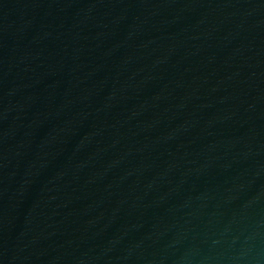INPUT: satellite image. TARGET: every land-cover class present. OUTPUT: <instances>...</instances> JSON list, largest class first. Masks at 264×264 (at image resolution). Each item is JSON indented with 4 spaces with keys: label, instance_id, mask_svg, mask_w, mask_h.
Returning <instances> with one entry per match:
<instances>
[{
    "label": "water",
    "instance_id": "obj_1",
    "mask_svg": "<svg viewBox=\"0 0 264 264\" xmlns=\"http://www.w3.org/2000/svg\"><path fill=\"white\" fill-rule=\"evenodd\" d=\"M0 264H264V0H0Z\"/></svg>",
    "mask_w": 264,
    "mask_h": 264
}]
</instances>
